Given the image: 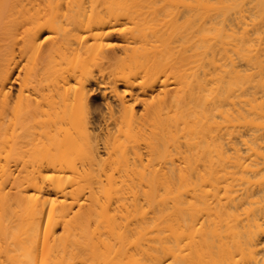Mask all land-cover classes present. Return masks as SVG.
Returning <instances> with one entry per match:
<instances>
[{"label":"bare ground","instance_id":"bare-ground-1","mask_svg":"<svg viewBox=\"0 0 264 264\" xmlns=\"http://www.w3.org/2000/svg\"><path fill=\"white\" fill-rule=\"evenodd\" d=\"M0 264H264V0H0Z\"/></svg>","mask_w":264,"mask_h":264},{"label":"rangeland","instance_id":"rangeland-1","mask_svg":"<svg viewBox=\"0 0 264 264\" xmlns=\"http://www.w3.org/2000/svg\"><path fill=\"white\" fill-rule=\"evenodd\" d=\"M99 103H101V100H98Z\"/></svg>","mask_w":264,"mask_h":264}]
</instances>
